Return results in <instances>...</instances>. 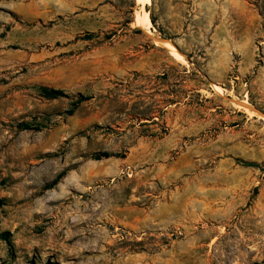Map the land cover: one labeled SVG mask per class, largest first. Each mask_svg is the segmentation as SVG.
<instances>
[{"label":"rangeland","instance_id":"rangeland-1","mask_svg":"<svg viewBox=\"0 0 264 264\" xmlns=\"http://www.w3.org/2000/svg\"><path fill=\"white\" fill-rule=\"evenodd\" d=\"M0 264H264V0H0Z\"/></svg>","mask_w":264,"mask_h":264},{"label":"bare ground","instance_id":"bare-ground-1","mask_svg":"<svg viewBox=\"0 0 264 264\" xmlns=\"http://www.w3.org/2000/svg\"><path fill=\"white\" fill-rule=\"evenodd\" d=\"M141 5H151L152 4V0H137ZM138 15V14H137ZM136 21H140V23L142 22L144 25L147 26H151L152 25V20L149 16V14L146 12V15L144 14V17L141 16H137L136 17ZM170 51L172 53V55L179 61H184V57L181 54V52H179L175 47H170ZM217 92L220 93L219 87L215 88ZM243 103V102H242Z\"/></svg>","mask_w":264,"mask_h":264},{"label":"trees","instance_id":"trees-1","mask_svg":"<svg viewBox=\"0 0 264 264\" xmlns=\"http://www.w3.org/2000/svg\"><path fill=\"white\" fill-rule=\"evenodd\" d=\"M53 94H55L56 96H62L63 93L61 91H53Z\"/></svg>","mask_w":264,"mask_h":264}]
</instances>
